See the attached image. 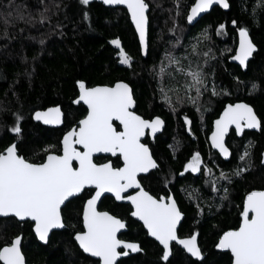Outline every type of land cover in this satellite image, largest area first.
I'll list each match as a JSON object with an SVG mask.
<instances>
[{"label":"trees","instance_id":"16d2710c","mask_svg":"<svg viewBox=\"0 0 264 264\" xmlns=\"http://www.w3.org/2000/svg\"><path fill=\"white\" fill-rule=\"evenodd\" d=\"M193 1L146 0L148 50L143 56L122 7H108L97 1L83 5L80 0H0V151L17 140L10 130L17 115L21 117V155L35 156L34 162H40L44 156L41 149L59 147L63 131L85 114L82 104L72 102L78 95V81L87 86L126 81L133 90L135 111L144 118L159 116L164 121L160 133L144 140L159 167L140 181L154 196L173 195L183 213L178 236L196 233L203 259H193L172 243L169 260L164 261L160 245L131 218V206L104 196L99 208L124 220L127 229L120 236L139 243L143 249L120 258L117 264H232L228 251L217 250V240L224 231L237 227L244 195L252 189H264V164L260 162L264 146V6L257 7V0H228V10L215 6L195 25H189L186 14ZM41 13L47 19L41 20ZM221 24L223 29L219 28ZM239 27L249 30L256 45L245 70L228 60L234 53ZM204 29L207 39L203 38ZM115 39L132 57L131 67L118 64L120 49L111 43ZM193 45H197L196 52ZM205 52L208 57L203 55ZM166 53L188 57L183 60L185 65L190 60L193 67L199 64L206 73L208 90L200 98L199 111L189 102L178 104L176 95L169 93L176 108L173 112L162 98L161 87H180L184 82L180 74L175 75V81L160 74L161 62L168 64ZM253 83L258 86L255 90ZM213 85L219 95L211 94ZM234 100L251 104L262 127L258 132H245L242 138L230 134L231 156L223 160L210 148L207 134L223 104ZM54 105H60L63 111L62 126L50 128L33 120L35 110ZM185 116L190 125L184 123ZM249 142L253 144L249 170L239 177L233 175L231 183L219 181L213 191L212 177H219L221 171L231 175L238 167H247L248 161L239 160V156ZM196 152L200 153L201 170L184 171ZM111 161L120 164L117 158ZM205 167L211 169L212 176L204 171ZM225 186L229 189L228 199L221 200ZM88 196L85 190L62 207L66 226L53 231L46 244L37 241L31 221L19 224L14 219H0V246L21 234L27 264H97L73 239L82 230V205Z\"/></svg>","mask_w":264,"mask_h":264},{"label":"snow or ice","instance_id":"6c2138e0","mask_svg":"<svg viewBox=\"0 0 264 264\" xmlns=\"http://www.w3.org/2000/svg\"><path fill=\"white\" fill-rule=\"evenodd\" d=\"M89 2L90 0H80L83 5ZM103 2L108 5L126 6L139 34L140 45L146 49L145 37L149 22L146 16L149 4L146 0ZM214 4L224 8L230 6L228 0H196L187 16L188 22H196L197 18ZM260 6H264V0H257V7ZM177 8L179 9V3ZM87 18L88 14L85 13L84 19ZM43 19L47 17L41 13V20ZM219 28L223 29L224 25L221 24ZM238 30L240 45L233 59L238 60L241 65H246L256 51V46L249 38V30L246 27H239ZM4 35L7 36L8 33L5 31ZM203 38L207 39V29L203 30ZM111 43L120 49V64L131 67L132 57L120 47V41L115 39ZM196 49L197 45H193V52H196ZM203 55L208 57L209 53L205 52ZM165 59L168 64L161 62L160 74H166L173 81L176 74L184 77L180 87L160 88L165 103L176 112L172 97L169 95L173 93L178 104L189 102L199 111L200 98L208 90L207 76L202 66L197 64L193 67L190 60L185 65L183 60L188 57L177 58L168 53L165 54ZM77 84L80 92L75 103L82 101L87 106V115L79 120L77 127L63 136L59 147L48 145L41 149L44 156L40 162H34L35 156L25 157L19 153L22 129L21 117L16 116V123L10 130L16 134L17 140L0 151V219H14L19 224L31 221L35 235L40 241L47 243L49 233L53 229L66 226L62 206L66 207L71 199L82 195L87 189L89 198L83 203L82 210L83 230L77 231L74 238L83 252L99 258L100 264H117L119 257L139 253L143 249L139 243L128 242L118 237L121 229L126 227L124 220L107 211L97 210V202L101 197L105 193H111L117 201L126 199L131 203L130 215L142 221L147 234L163 246L164 261L169 260L170 244L174 241L192 257L202 260L203 255L197 244L196 233L186 238L178 237V225L183 214L173 195L157 198L146 191L138 179L140 174H148L159 167L149 147L141 142V138L145 135L146 129H150L153 134L160 131L164 121L159 116L151 120L144 119L132 110L133 90L128 83L118 81L114 86L96 87H87L83 81H78ZM257 87L253 83L252 90ZM211 94L213 96L220 94L216 91L215 85L212 86ZM35 119L42 120L45 124H58L61 121V110L55 107L49 108L46 112L38 111L35 113ZM114 121H118L119 124L114 125ZM184 123L191 124L187 116ZM230 125H235L237 134L244 128L262 127L250 105L237 103L225 106L219 119L215 121V128L210 137L212 147L218 149L225 158L230 155L224 139ZM252 147L253 144L249 142L243 154L239 156V160L248 161L247 167H238L231 175L221 171L219 177H212L213 191L217 190L219 181L231 183L233 175L239 177L249 170ZM96 153H110L122 166L114 165L111 160L96 163L94 162ZM261 163H264V160ZM201 164L200 153L196 152L185 165V171L199 172ZM204 171L212 176L211 169L205 167ZM129 189H136L135 194L128 195ZM223 191L224 195L220 199L226 200L229 189L225 186ZM239 215L241 217L239 227L224 231L216 247L230 251L232 264H264V190L249 191L243 200V210ZM0 264H27L22 252V235H16L0 246Z\"/></svg>","mask_w":264,"mask_h":264},{"label":"water","instance_id":"95a60500","mask_svg":"<svg viewBox=\"0 0 264 264\" xmlns=\"http://www.w3.org/2000/svg\"><path fill=\"white\" fill-rule=\"evenodd\" d=\"M90 1H97V2H101L104 6H108V7H122V8H124L125 10H126V12H127V14H128V17H129V20H130V23L132 24V26H133V29H134V31H135V34H136V36H137V39H138V43H139V46H140V51H141V54L143 55V56H146L147 55V50H148V40H147V35H148V26H147V32H146V37H145V39H146V45H147V47H146V49L145 48H142L141 47V45H140V39H139V34H138V32L136 31V28H135V25L132 23V20H131V16H130V14L128 13V11H127V8H126V6L125 5H108V4H105L104 2H103V0H90ZM195 2H196V0H194L193 1V3H192V5L189 7V9H188V11H187V14H186V21H187V23L189 24V25H195L198 21H199V19L204 15V14H207L208 12H210L211 10H212V8H214L215 6H217V7H219V8H221L222 10H228V8H224V7H222L221 5H219V4H214L207 12H205V13H202L201 15H200V17H198L197 18V21L196 22H194V23H189L188 22V20H187V16L189 15V13H190V9H191V7L195 4ZM229 3V2H228ZM146 16L148 17V11L146 12ZM249 38L251 39V37L249 36ZM251 41H252V39H251ZM253 42V41H252ZM254 44V43H253ZM239 45H240V34H239V30H238V32H237V43H236V46H235V50H234V53L229 57V62H231V63H234V64H237L238 66H240V68L242 69V70H245L246 69V67H247V63H248V61L246 62V65H241L240 64V62L238 61V60H235V59H233V57H235L236 56V54H237V49L239 48ZM255 45V44H254ZM256 46V45H255ZM252 57V56H251ZM250 57V58H251ZM249 58V59H250ZM118 64L119 65H121V66H125V65H122V64H120V62H119V60H118ZM125 67H128V66H125ZM118 81H123V80H117V81H115L113 84H111V85H107V84H97V85H93V86H87V87H96V86H114L115 85V83H117ZM123 82H125V83H127L126 81H123ZM86 85V84H85ZM79 92H80V90H79V87H78V95H77V97L76 98H74V100L72 101L73 102V104H75V105H77V104H79V103H81V104H83L84 106H85V108H86V110H87V106L82 102V101H80L79 103H75V101H77L78 100V98H79ZM133 99H134V97H133ZM237 103H245V102H236V103H234V104H237ZM245 104H247V103H245ZM228 104H226L225 106H227ZM249 105V104H248ZM225 106H224V108H225ZM251 106V105H250ZM55 107H59L60 108V110H61V121H60V123H58V124H45L42 120H36L35 119V113L36 112H46L49 108H55ZM252 107V106H251ZM224 108L222 109V111L220 112V114L218 115V117H216L214 120H213V124H212V130H211V132L209 133V135H208V141H209V144H210V146L212 147V142H211V139H210V137H211V135H212V132L214 131V128H215V121L217 120V119H219V117H220V115H221V113L223 112V110H224ZM253 108V107H252ZM134 109H135V100H134V106H133V111H134ZM254 110V109H253ZM137 114V113H136ZM87 115V111H86V114H85V116ZM84 116V117H85ZM83 117V118H84ZM157 117V116H156ZM32 118H33V120L34 121H36V122H40L42 125H46V126H50V127H59V126H61L62 125V123H63V112H62V109H61V107H60V105H54V106H48V107H46V108H43V109H37V110H35L33 113H32ZM82 118V119H83ZM153 118H155V117H153ZM152 118V119H153ZM258 118V117H257ZM162 119V118H161ZM148 120H150V119H148ZM79 122V121H78ZM115 122H117L118 124H119V122L118 121H115ZM230 126H233V127H235V125H230ZM230 126H229V128H230ZM163 127H164V124H163V126H162V128H161V130L160 131H158L157 133H155V134H153L152 132H151V130L150 129H146L145 130V135L141 138V142H142V139L146 136V131L148 130V135L151 137V138H153V137H155V135H157L158 133H160L161 131H162V129H163ZM72 128H74V127H72ZM71 128V129H72ZM71 129H69L68 131H70ZM244 129H248V128H244ZM243 129V130H244ZM248 130H255V131H257V130H259V129H248ZM68 131H66L63 135H62V137H61V140H60V142L62 141V139H63V136L68 132ZM227 134V133H226ZM225 134V135H226ZM241 134V133H240ZM239 134V135H240ZM225 139V138H224ZM143 143V142H142ZM11 144H9L8 146H10ZM147 145V144H146ZM7 146V147H8ZM148 146V145H147ZM226 146V145H225ZM6 147V148H7ZM227 147V146H226ZM228 148V147H227ZM5 149V148H4ZM3 149V150H4ZM150 149V148H149ZM212 149H214L215 151H217V153L219 154V156L222 158V159H224V160H227L228 158H229V156L227 157V158H225L224 156H222L221 154H220V152H219V150L218 149H215V148H213L212 147ZM229 152H230V150H229ZM97 155H103V156H105V155H111L110 153H96V154H94V156H97ZM154 158V157H153ZM262 160H264V147H263V149H262V151H261V161ZM109 160H107V161H105V162H108ZM260 161V162H261ZM105 162H102V163H105ZM261 164H264V163H261ZM74 166H75V164H74ZM120 166H122V164L120 165ZM140 175H146V174H140ZM139 179V178H138ZM143 187V186H142ZM146 190V189H145ZM253 190H264V189H253ZM135 191H136V189H129L128 190V195H134L135 194ZM147 191V190H146ZM250 191H252V190H250ZM150 193V192H149ZM248 193V192H247ZM246 193V194H247ZM151 194V193H150ZM246 194H245V196H246ZM152 195V194H151ZM172 195V194H171ZM104 196H112L114 199H115V197L111 194V193H105L102 197H101V199L104 197ZM154 196V195H153ZM245 196H244V198H245ZM88 199V198H87ZM86 199V200H87ZM100 199V200H101ZM85 200V201H86ZM100 200L97 202V210L98 211H106V210H100V209H98V205H99V202H100ZM244 200V199H243ZM115 201L116 202H119V203H125V204H129L130 206H131V203L128 201V200H121V201H117L116 199H115ZM63 207V206H62ZM82 210H83V207H82ZM131 210H132V208H131ZM242 210H243V206H242ZM241 210V211H242ZM108 212V211H107ZM131 212V211H130ZM110 213V212H109ZM111 214V213H110ZM183 214V213H182ZM131 216V215H130ZM119 218V217H118ZM131 218H133V219H135L136 221H138L139 223H141L142 224V226H143V222L142 221H139L137 218H135V217H132L131 216ZM182 219H183V217H182ZM81 220H82V227H83V219H82V212H81ZM240 221H241V217H240ZM240 221H239V223H240ZM181 223V222H180ZM180 225V224H179ZM179 225H178V227H179ZM239 227V224H238V226L236 227V228H238ZM144 228V227H143ZM62 228H58V229H53L50 233H49V237H50V235H51V233L53 232V231H56V230H61ZM127 229V227H125L124 229H121V231L118 233V237H119V234L120 233H122V232H124L125 230ZM145 229V228H144ZM235 229V228H234ZM32 230H33V224H32ZM83 230V229H82ZM145 231H146V233H147V230L145 229ZM226 231H228V230H226ZM33 233H34V235H35V232L33 231ZM223 234V233H222ZM221 234V235H222ZM19 235H21V234H19ZM220 235V236H221ZM147 236L148 237H150L148 234H147ZM220 236H219V238H220ZM35 237H36V239H37V241L39 242V243H41V244H46L45 242H42V241H40L39 239H38V237L35 235ZM75 234L73 235V239H74V241L76 242V244H77V246L79 247V244H78V242L75 240ZM179 238H186V237H188V236H183V237H180V236H178ZM150 238H152L153 240H155V238L154 237H150ZM219 238H218V240H217V243L219 242ZM123 240V239H122ZM127 241V240H126ZM156 241V240H155ZM128 242H133V241H128ZM158 244H159V242L158 241H156ZM137 243V242H136ZM172 243H174V244H176L178 247H180L181 249H183V247L181 246V245H179V244H177L175 241L174 242H172ZM172 243L170 244V250H171V245H172ZM197 244H198V242H197ZM160 245V244H159ZM217 245V244H216ZM160 247L162 248V254H163V246L162 245H160ZM198 247H199V245H198ZM80 248V247H79ZM200 248V247H199ZM217 248V247H216ZM81 249V248H80ZM184 250V249H183ZM217 250H220V251H228L229 253H230V251L229 250H226V249H218L217 248ZM81 251L83 252V250L81 249ZM185 252H186V250H184ZM84 253V252H83ZM84 254H86V255H88V256H90L89 254H87V253H84ZM133 254V253H132ZM186 254L187 255H189L190 257H192L191 256V254H189V253H187L186 252ZM203 255V254H202ZM230 255H231V253H230ZM91 258H93V259H95V260H98V264H100V261H99V258H97V257H92V256H90ZM122 257H125V256H121V257H119L118 258V260L120 259V258H122ZM193 259H197L196 257H192ZM232 258V257H231ZM197 260H200V259H197Z\"/></svg>","mask_w":264,"mask_h":264},{"label":"flooded vegetation","instance_id":"af4514ba","mask_svg":"<svg viewBox=\"0 0 264 264\" xmlns=\"http://www.w3.org/2000/svg\"><path fill=\"white\" fill-rule=\"evenodd\" d=\"M87 86V85H86ZM77 97V96H76ZM245 102V103H247V104H249L248 102H246V101H244V100H234V101H227V102H225L224 104H223V106L221 107V109L219 110V112H218V114L214 117V118H212V120H211V126H210V130L208 131V134H207V141H208V135H209V133L211 132V130H212V124H213V120L216 118V117H218V115L220 114V112L222 111V109L224 108V106L226 105V104H234V103H236V102ZM79 104H81V103H79ZM75 105V104H74ZM78 105V104H77ZM83 105V104H82ZM249 105H251V104H249ZM84 106V105H83ZM252 106V105H251ZM85 107V106H84ZM254 109V108H253ZM86 108H85V114H86ZM134 111H135V109H134ZM63 112V111H62ZM136 112V111H135ZM254 112H255V110H254ZM137 113V112H136ZM85 114L81 117V118H79L78 120H77V122H75V124H72L69 128H67V129H65L64 131H63V133H62V135L66 132V131H68L69 129H71L72 127H77V125H78V121L80 120V119H82L84 116H85ZM138 114V113H137ZM255 114L257 115V113L255 112ZM138 115H140V114H138ZM143 117V116H142ZM153 117H156V116H153ZM152 117V118H153ZM257 117H258V119L260 120V118H259V116L257 115ZM144 118V117H143ZM152 118H144V119H152ZM163 120V119H162ZM63 121H64V114H63ZM261 121V120H260ZM40 123V122H39ZM41 124V123H40ZM63 124V123H62ZM114 125H118V123L117 122H115L114 121ZM44 126H46V125H44ZM62 126V125H61ZM47 127H50V126H47ZM60 127V126H59ZM50 128H57V127H50ZM260 130V129H259ZM259 130H257V131H255V130H248V129H244L242 132H241V134L239 135V134H237V132H236V128L235 127H233V126H230V128H229V130H228V132H227V134L225 135V145L228 147V149L230 150V156H231V148L229 147V145H228V137L230 136V134H233V136L235 137V138H242L243 136H244V134H245V132H258ZM62 135H61V137H62ZM146 137H148V138H151L149 135H148V130L146 131V136L142 139V142L144 143V144H147V143H145L144 142V140H145V138ZM154 138V137H153ZM152 139V138H151ZM60 140H61V138H60ZM208 144H209V141H208ZM148 145V144H147ZM209 146H210V144H209ZM149 147V146H148ZM264 147V146H263ZM210 148L212 149V147L210 146ZM263 149V148H262ZM214 152H216L217 153V151H215L214 149H212ZM262 151V150H261ZM217 155L219 156V154L217 153ZM230 156H229V158H230ZM99 157H101L103 160H99V161H96L95 159H98ZM220 157V156H219ZM112 158H115V157H112L111 155H105V156H103V155H97V156H94V162H96V163H102V162H105V161H107V160H112ZM221 158V157H220ZM228 158V159H229ZM222 159V158H221ZM227 159V160H228ZM224 160V159H223ZM261 161V160H260ZM188 163V162H187ZM186 163V164H187ZM121 165V162H120V164L118 165V166H120ZM184 171H185V168H184ZM188 171H190V170H188ZM147 175V174H146ZM146 175H140L138 178L139 179H141V177H143V176H146ZM143 186V185H142ZM145 189V188H144ZM87 190V189H86ZM253 190V189H252ZM148 191V190H147ZM167 195H169V194H167ZM167 195H164V194H161V195H159V196H155V197H157V198H159L160 196H167ZM245 196V195H244ZM112 197V196H111ZM87 198H89V196L87 197ZM86 198V199H87ZM85 199V200H86ZM244 199V198H243ZM85 200H84V202H85ZM115 200V199H114ZM83 202V203H84ZM100 203V202H99ZM242 206H243V203H242ZM82 207H83V205H82ZM98 209H100L99 208V205H98ZM101 210V209H100ZM241 210H242V208H241ZM82 212V211H81ZM241 212V211H240ZM239 217H240V215H239ZM239 221H240V219H239ZM239 224V223H238ZM238 226V225H237ZM236 228V227H235ZM82 229H83V227H82ZM234 229V228H233ZM121 233L119 234V238L120 239H123V240H127V239H124V238H122L121 236ZM127 241H132V240H127ZM133 242H135V241H133ZM121 251H122V249H121ZM130 254H132V253H130ZM97 261V264H98V260H96Z\"/></svg>","mask_w":264,"mask_h":264},{"label":"rangeland","instance_id":"374dc122","mask_svg":"<svg viewBox=\"0 0 264 264\" xmlns=\"http://www.w3.org/2000/svg\"><path fill=\"white\" fill-rule=\"evenodd\" d=\"M14 125H15V124H14ZM14 125H13V126H14ZM192 156H193V155H192ZM192 156H191V158H192ZM191 158L188 160V163H189V161L191 160ZM188 163H187V164H188ZM190 171H191V170H190ZM191 172H192V171H191ZM192 173H195V172H192Z\"/></svg>","mask_w":264,"mask_h":264}]
</instances>
